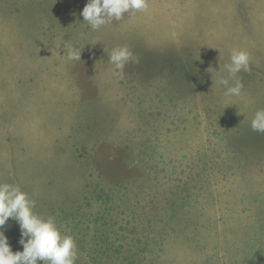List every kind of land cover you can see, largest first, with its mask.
<instances>
[{
  "label": "rangeland",
  "instance_id": "1",
  "mask_svg": "<svg viewBox=\"0 0 264 264\" xmlns=\"http://www.w3.org/2000/svg\"><path fill=\"white\" fill-rule=\"evenodd\" d=\"M87 2L0 0V182L57 217L75 264H264V0H148L97 31ZM233 48L239 96L218 83Z\"/></svg>",
  "mask_w": 264,
  "mask_h": 264
},
{
  "label": "clouds",
  "instance_id": "2",
  "mask_svg": "<svg viewBox=\"0 0 264 264\" xmlns=\"http://www.w3.org/2000/svg\"><path fill=\"white\" fill-rule=\"evenodd\" d=\"M148 0H88L82 10L83 21L93 31L121 21L125 14L134 16L137 12L147 13ZM67 48V59L78 61L81 50ZM106 51V50H105ZM108 54L109 63L121 74L126 63L137 60L133 52L125 46H117ZM251 54L243 49L231 50L230 62L224 65L227 76L219 78L218 83L226 88L225 95L239 96L244 87L241 72H250ZM254 132L264 134V109H258L251 121ZM35 201L19 185L0 182V229L9 219L20 227L19 243L23 251L13 252L4 231L0 230V264H75L78 251L75 239L70 234H62L52 216H42L34 211Z\"/></svg>",
  "mask_w": 264,
  "mask_h": 264
},
{
  "label": "trees",
  "instance_id": "3",
  "mask_svg": "<svg viewBox=\"0 0 264 264\" xmlns=\"http://www.w3.org/2000/svg\"><path fill=\"white\" fill-rule=\"evenodd\" d=\"M54 218H57V217H54ZM57 220V219H56ZM19 227V225H17V228ZM8 237V236H7ZM17 238H18V234H16V235H14V236H12V237H8V242L9 243H15V245H14V247L13 248H11L12 249V251L15 253V252H17V251H23V246L18 242V240H17ZM96 247H98V246H96ZM96 247H94L93 246V248H96ZM93 254V253H92ZM104 254V253H103ZM103 254H98V255H93V256H91V257H94V258H98L99 256L102 258V256L101 255H103Z\"/></svg>",
  "mask_w": 264,
  "mask_h": 264
}]
</instances>
